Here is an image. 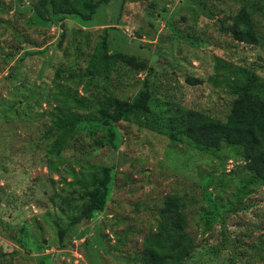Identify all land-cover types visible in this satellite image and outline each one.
<instances>
[{"label":"rangeland","instance_id":"1","mask_svg":"<svg viewBox=\"0 0 264 264\" xmlns=\"http://www.w3.org/2000/svg\"><path fill=\"white\" fill-rule=\"evenodd\" d=\"M37 4L0 0V264H140L169 198L196 243L186 264H264V186L247 185L244 160L229 147L212 155L171 141L131 106L147 92L163 112L190 109L225 122L236 98L218 67L243 66L264 79V0H112L90 22L41 16ZM242 6L258 45L222 29ZM105 30L109 53L126 59L106 92L97 80L86 92L81 78ZM68 90L127 105L110 110L113 121L70 103L80 121L61 154L49 156ZM106 171L104 208L72 224Z\"/></svg>","mask_w":264,"mask_h":264},{"label":"trees","instance_id":"2","mask_svg":"<svg viewBox=\"0 0 264 264\" xmlns=\"http://www.w3.org/2000/svg\"><path fill=\"white\" fill-rule=\"evenodd\" d=\"M111 1L38 0L37 14L42 16L43 12L51 10L53 14L75 16L84 22H90L101 5ZM222 29L235 41L249 45L259 43L246 6H242L233 17L231 26H223ZM121 59L126 57L123 54L109 53L108 33L105 30L102 42L92 56L90 68L81 78L88 79L85 91H89L88 86L97 80L104 83L106 92L111 84L110 76ZM128 60L137 63L135 58ZM219 69H223L226 88L236 98L225 122L190 109L180 108L163 112L154 97L152 99L147 92L141 94L140 102L131 106L150 114L153 119L151 127L160 134H166L171 141L184 142L212 155H216L224 147H229L246 163L251 175L247 185L264 186V79L256 70L243 66L221 65L217 70V74L221 75ZM64 97L62 101L64 113L60 110L61 117L54 123V127L57 128L54 135H57V139L48 151L49 156L58 157L61 154L70 133L74 131L75 124L80 121L78 116L69 111L70 103L77 109L95 107L102 118L113 121H116V116H112L110 110H120L127 105L106 95L99 98L95 95L90 100L78 98L77 93L72 94L69 90L65 92ZM109 177V171H106L103 179L94 182V190L88 194L89 203L81 214L72 220V224H79L95 211L104 208ZM176 205L178 203L174 199L169 198L165 201L159 212L157 231L146 237L143 242L144 250L140 264H186L194 258L196 243L188 232L187 217L182 212L179 213ZM204 215L201 220L208 230L213 218L207 211ZM261 249L264 251V241ZM207 251L212 250L210 248Z\"/></svg>","mask_w":264,"mask_h":264}]
</instances>
